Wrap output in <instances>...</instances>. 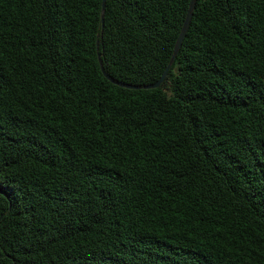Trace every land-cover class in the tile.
Listing matches in <instances>:
<instances>
[{
    "label": "trees",
    "instance_id": "obj_1",
    "mask_svg": "<svg viewBox=\"0 0 264 264\" xmlns=\"http://www.w3.org/2000/svg\"><path fill=\"white\" fill-rule=\"evenodd\" d=\"M0 0V264H264V0Z\"/></svg>",
    "mask_w": 264,
    "mask_h": 264
},
{
    "label": "water",
    "instance_id": "obj_2",
    "mask_svg": "<svg viewBox=\"0 0 264 264\" xmlns=\"http://www.w3.org/2000/svg\"><path fill=\"white\" fill-rule=\"evenodd\" d=\"M195 3H196V0H189L188 9L186 11V15H185V18L183 20V23H182L181 29L179 31V34H178V36L176 38V41H175V44H174V47H173V53H172V56L170 58V61L167 64V66L164 69V71L162 72V74L160 75V77L155 82L139 86V85H135V84H129V83L116 81L110 75H108L103 70V68L101 67L102 72L105 75V77L107 79H109L110 81H112L114 84L118 85V86L125 87V88H130V89H139V88L148 89V88H156V87L160 86V84L164 81V79H165V77H166V75L168 73V70H169V67L171 66L172 61L174 60L175 56L177 55V53H178V51H179V49L181 47L182 41H183V39H184V37L186 35V32L188 30V27H189V24H190V21H191V17H192V14H193ZM105 4H106V0H102L101 1V25H103V22H104Z\"/></svg>",
    "mask_w": 264,
    "mask_h": 264
}]
</instances>
